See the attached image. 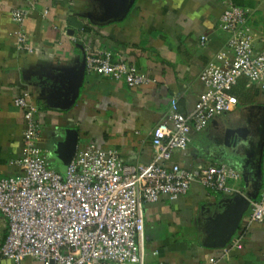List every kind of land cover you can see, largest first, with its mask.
I'll return each instance as SVG.
<instances>
[{
    "label": "crops",
    "instance_id": "1",
    "mask_svg": "<svg viewBox=\"0 0 264 264\" xmlns=\"http://www.w3.org/2000/svg\"><path fill=\"white\" fill-rule=\"evenodd\" d=\"M29 2L34 9L21 26L15 24L11 9ZM228 2L248 10L252 34L264 28V0ZM223 10L219 0H135L121 21L97 24L104 15L101 0H0V179L22 174L15 161L22 150L23 118L13 102L26 92L37 108L39 147L54 172L64 175L76 153L92 147L115 151L127 166L151 163V134L166 117L170 101L176 99L180 113L191 112L203 92L201 71L217 64V54L226 49L228 33L219 29ZM18 31L34 47L32 54L17 51ZM89 51H111L156 83L129 88L88 75L84 62ZM231 93L237 99L234 110L191 133L187 149L173 153L164 167L177 165L196 173L211 164L238 169L236 159L245 165L257 161L264 89L240 78ZM227 129H245L246 139H238L236 146L226 142ZM260 156L263 180L264 137ZM248 165L247 183L242 177L234 185L235 195L254 193V169ZM261 189L250 203L259 199ZM233 196L195 182L175 201L161 197L145 204L144 264H208L210 258L213 264H264V222L246 227L240 251L225 256L230 241L223 248L206 246L216 240L213 220L222 211L219 207ZM248 212L238 229L246 225ZM7 231L0 215V246ZM20 264L42 263L25 259Z\"/></svg>",
    "mask_w": 264,
    "mask_h": 264
},
{
    "label": "built area",
    "instance_id": "2",
    "mask_svg": "<svg viewBox=\"0 0 264 264\" xmlns=\"http://www.w3.org/2000/svg\"><path fill=\"white\" fill-rule=\"evenodd\" d=\"M219 1L224 5L219 29L228 33L226 49L217 54V64L201 71L203 92L191 112L180 113L176 99L170 101L166 117L152 131L149 164L127 166L115 151L92 147L77 152L64 175L58 174L49 168L39 147L40 124L29 93L14 100L23 118L22 150L15 161L22 174L0 179V215L8 227L0 261L144 264L145 204L157 203L161 197L175 201L195 182L211 192L238 194L234 185L242 181V174L228 164L207 165L196 173L177 165L163 166L173 153L187 149L191 133L203 131L212 120L234 110L237 99L231 91L240 78L264 89V28L252 34L248 10ZM33 9L30 2L11 9L12 21L21 26ZM205 42L202 37L200 45ZM15 44L18 52H34L22 31L16 33ZM84 70L129 88L156 83L111 51H89ZM244 221L246 225L223 249L225 256L242 249L246 227L264 222V179L259 199L250 203ZM207 262L213 264L214 258Z\"/></svg>",
    "mask_w": 264,
    "mask_h": 264
},
{
    "label": "water",
    "instance_id": "3",
    "mask_svg": "<svg viewBox=\"0 0 264 264\" xmlns=\"http://www.w3.org/2000/svg\"><path fill=\"white\" fill-rule=\"evenodd\" d=\"M104 15L103 20L98 21L97 24H106L111 21H121L125 15L128 13L129 9L134 4L135 0H101ZM247 131L245 129H227L225 131V141H232L234 146L240 144L239 140H245V134ZM263 137L264 129L261 132L260 141L257 144L259 157L257 161L253 162L248 161L245 164L241 163L236 159L237 168L241 171L243 180L247 183V166L248 163L254 169L253 176L256 179L254 193L243 197L240 195H234L231 198L226 199L221 204L219 209L222 211L215 216L213 220V225L216 228V240L208 243L206 246L210 248H223L230 241L233 235L236 233L241 219L244 213L248 210L250 201L256 199L261 185H262V169H261V160L260 155L262 154L263 148ZM71 154V151H70ZM251 160V159H250Z\"/></svg>",
    "mask_w": 264,
    "mask_h": 264
},
{
    "label": "trees",
    "instance_id": "4",
    "mask_svg": "<svg viewBox=\"0 0 264 264\" xmlns=\"http://www.w3.org/2000/svg\"><path fill=\"white\" fill-rule=\"evenodd\" d=\"M232 94V93H231Z\"/></svg>",
    "mask_w": 264,
    "mask_h": 264
}]
</instances>
